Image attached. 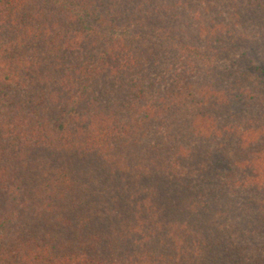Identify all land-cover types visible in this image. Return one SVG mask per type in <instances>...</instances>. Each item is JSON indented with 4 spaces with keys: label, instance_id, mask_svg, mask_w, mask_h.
<instances>
[{
    "label": "trees",
    "instance_id": "trees-1",
    "mask_svg": "<svg viewBox=\"0 0 264 264\" xmlns=\"http://www.w3.org/2000/svg\"><path fill=\"white\" fill-rule=\"evenodd\" d=\"M0 264H264V0H0Z\"/></svg>",
    "mask_w": 264,
    "mask_h": 264
}]
</instances>
